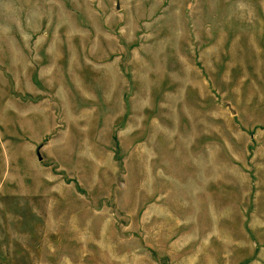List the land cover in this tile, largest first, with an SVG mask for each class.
Here are the masks:
<instances>
[{
    "label": "rangeland",
    "instance_id": "obj_1",
    "mask_svg": "<svg viewBox=\"0 0 264 264\" xmlns=\"http://www.w3.org/2000/svg\"><path fill=\"white\" fill-rule=\"evenodd\" d=\"M164 1L0 0V264H264L228 26ZM175 127L216 163L155 158Z\"/></svg>",
    "mask_w": 264,
    "mask_h": 264
},
{
    "label": "crops",
    "instance_id": "obj_2",
    "mask_svg": "<svg viewBox=\"0 0 264 264\" xmlns=\"http://www.w3.org/2000/svg\"><path fill=\"white\" fill-rule=\"evenodd\" d=\"M161 5L190 6L194 21L227 24L222 49L230 60L225 62V68L231 72L232 80L229 84L234 86L239 81L241 87L237 98L224 99L230 101L229 109L235 125L250 140L243 144L236 143V146L231 145V142L229 147L224 145L221 149L228 152L227 159L230 161L234 159L238 164L257 165L264 169V95L250 92L251 87H256L260 81L259 70L264 60V0H165ZM164 13L161 15L173 16L169 11ZM175 15L179 13L175 12ZM161 96L177 103L184 100L183 94L179 93ZM175 113H178V105ZM167 130L166 136L158 144L152 143L150 146L157 155L155 158H159L161 163L164 150L177 165L194 167L216 163L215 142L201 143L195 140L197 132L194 129L185 132L175 127L176 134ZM237 151L243 154V160L237 156ZM255 176L256 181H264V172ZM257 211H260L259 207Z\"/></svg>",
    "mask_w": 264,
    "mask_h": 264
}]
</instances>
